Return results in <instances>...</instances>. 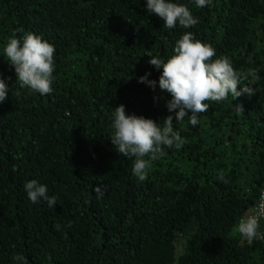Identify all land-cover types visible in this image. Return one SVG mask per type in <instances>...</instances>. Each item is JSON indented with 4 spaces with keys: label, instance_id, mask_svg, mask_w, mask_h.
<instances>
[{
    "label": "trees",
    "instance_id": "1",
    "mask_svg": "<svg viewBox=\"0 0 264 264\" xmlns=\"http://www.w3.org/2000/svg\"><path fill=\"white\" fill-rule=\"evenodd\" d=\"M179 2L197 25L164 28L144 0H0V51L14 32L55 48L44 96L21 88L0 56L10 89L0 103V264L15 253L28 264H264V239L248 243L235 231L264 188V0ZM186 31L254 92L205 101L196 127L174 119L186 142L165 149L140 181L111 143V112L123 104L157 122L170 114V94L138 78L158 81L150 57L167 60ZM31 179L55 207L28 200Z\"/></svg>",
    "mask_w": 264,
    "mask_h": 264
},
{
    "label": "clouds",
    "instance_id": "2",
    "mask_svg": "<svg viewBox=\"0 0 264 264\" xmlns=\"http://www.w3.org/2000/svg\"><path fill=\"white\" fill-rule=\"evenodd\" d=\"M196 8H204L212 0H191ZM149 15L155 14L163 20V27L173 29L177 26L189 29L198 24L190 9L179 0H144ZM54 46L42 36L26 32L17 37L14 32L0 51V56L14 68L16 83L21 88H28L41 96L53 92L54 82ZM173 55L167 60L159 56L150 57L148 63L160 71L157 80H150L149 72L138 78V82L149 87L166 91L171 99L166 102L170 113L162 121L127 114L123 104L111 112L110 140L118 155L131 161V172L140 181L147 178L152 162L166 155L165 149H179L186 142L174 127V119L179 123L188 118L192 127L199 124V115L208 109L205 101L220 102L229 95L234 101L243 94L252 95L254 90L241 84V74L236 72L226 57H216V51L210 45L202 43L191 31L184 32L176 41ZM253 78L256 74H252ZM238 85L241 87L238 90ZM5 79L0 78V103L9 94ZM237 112L243 111L240 104L233 105ZM162 122V123H161ZM28 200L32 204L46 202L49 208L57 204V197L48 194L46 185L36 179L28 180L23 185ZM98 199L105 195L103 186L94 188ZM264 220V192L251 210L240 216L235 227L242 240L251 243L255 239H264L261 221ZM59 227L58 225L56 226ZM12 264H28L22 253L11 257Z\"/></svg>",
    "mask_w": 264,
    "mask_h": 264
},
{
    "label": "built area",
    "instance_id": "3",
    "mask_svg": "<svg viewBox=\"0 0 264 264\" xmlns=\"http://www.w3.org/2000/svg\"><path fill=\"white\" fill-rule=\"evenodd\" d=\"M262 192H264V188H263ZM262 221L264 222V220H262Z\"/></svg>",
    "mask_w": 264,
    "mask_h": 264
}]
</instances>
